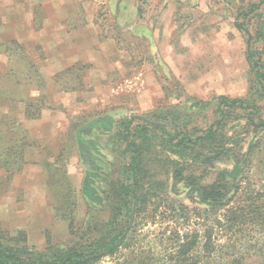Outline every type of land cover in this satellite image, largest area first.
<instances>
[{"label":"rangeland","instance_id":"1","mask_svg":"<svg viewBox=\"0 0 264 264\" xmlns=\"http://www.w3.org/2000/svg\"><path fill=\"white\" fill-rule=\"evenodd\" d=\"M3 2L22 11L33 0ZM87 3L88 10L95 9L89 23H85L80 3L70 6L71 15L64 21V28L69 26L71 52L77 53V44L86 35L82 59L57 77L42 79L33 64L35 55L42 61L38 65L41 71L49 74L55 69L48 52L52 29L43 27L48 24L44 9L36 12L38 29L44 30L28 33L34 49L0 39V93L16 92L23 99L10 100L0 94V114H5V101L20 104L13 110L15 114L27 103L36 109L40 102L41 111L51 116L39 112L28 121L10 118L20 124V133H36L42 128L49 137L42 141L28 138V147L40 151L37 163L33 159L25 163L15 156L8 158V166L2 152L16 145L18 130L9 131L8 117L0 116V124L4 120L0 227L11 234L24 232L28 245L37 251H43L46 242L68 245L70 220L76 230L109 220L110 203L117 202L111 197L114 184L131 182L124 173L130 159L136 158L144 171L138 196H145L146 202L134 214L128 247L98 264H122L123 258L133 256L145 258L147 264H167V254L178 246L172 241L173 234L195 232L205 237L206 232L210 234L215 244L213 264L243 255L240 264H264V229L256 223H238L227 231L214 227L216 216L229 215L226 211L231 206L243 208L252 200L249 195L261 193L257 204H264V127L253 128L248 121L249 116L255 122L264 120V94L247 61V37L235 27L245 26L253 37L252 50L263 53L264 58V0ZM252 6L257 9L251 10ZM97 70L105 72L106 79L96 82ZM220 97L239 99L249 108L223 107L219 127L215 123L221 120ZM253 108L258 111L253 113ZM49 111L57 112L52 115ZM210 126L217 133L214 141L224 144L223 151L219 146L213 149L211 141L187 147L180 143L184 136L201 135ZM223 170L240 180L238 192L216 215L199 217L203 208L183 178L188 177L192 186L204 185ZM40 189L47 207L34 197ZM64 215L69 219H63Z\"/></svg>","mask_w":264,"mask_h":264},{"label":"trees","instance_id":"2","mask_svg":"<svg viewBox=\"0 0 264 264\" xmlns=\"http://www.w3.org/2000/svg\"><path fill=\"white\" fill-rule=\"evenodd\" d=\"M253 9H257V7L252 6L251 10ZM235 27L243 31L247 37V61L250 69L254 72L255 81L260 88V92L264 94L263 53L261 54L257 50H252L251 41L253 37L248 30H246L245 26H242V24H235ZM256 33L255 35L257 36L260 34L258 32ZM11 43L18 46L15 42ZM15 84L20 85V82H16ZM5 97L10 100L17 98L19 99L18 101H23L22 97L16 92ZM32 107L31 103L25 104L24 115L26 119H36L39 112H41L42 106L40 102L36 109ZM223 107L228 109L241 108L243 111L249 108L245 102L239 99L220 97L218 111L221 120L215 123L219 127L224 117ZM257 111V108H253V113ZM248 119L249 124L253 128L262 129L264 127V120L255 122L252 116H249ZM5 120H9L11 123L9 131L18 130L15 142L16 145L13 144V146L5 148L2 152L3 163L8 166L10 165L8 158L19 156L23 159V151L29 145H27L28 137L26 133L23 131V133H20V124L10 118H6ZM3 121L4 120H2V124H0V141H2L1 128ZM129 126L130 122H127L124 126V132L126 133V136H124L125 139L128 138ZM216 137V130L213 129V126H210L201 135L193 138L191 136H184L183 139L180 140V143L187 147V144L195 146L203 143L206 145V143L211 141L213 147H215L213 149H217V146H219L218 150L223 151L224 144L222 142L218 143L217 140L214 141ZM58 157L60 158L61 156ZM141 164V160L137 161L136 158L130 159L124 174H126V180H131V182L122 181L114 184L111 197L117 199V202L110 203V216L107 222L87 223L86 226L76 230L70 220L68 229L71 241L68 245H54L50 242H46L45 249L43 251H37L28 245L27 237L24 232L19 231L15 234H11L9 231L0 227V264H98L104 258H114L117 256L122 248L128 247L129 235L132 233L135 225V222H133L134 214L140 212L146 202L145 196H138V190L141 188L140 185L144 174L143 169L139 168ZM183 180L185 181V186L189 187L190 191L196 195L197 204L203 208L200 210L201 212H199V217L205 213L215 214L225 209L238 192L240 182V180L237 182L234 176H228L227 171L224 170L218 172L215 180L209 184L192 186L194 184L188 177H184ZM192 187L196 188L191 189ZM87 194L89 195V193ZM249 197H251L252 200L249 203L245 202L248 204L243 206V208L241 206H237L236 208L231 206L229 210L226 211L229 215H222L221 218L216 216L214 218V227L227 231L237 227L242 222L243 225L246 226L253 221V223H256L255 225L257 227L264 229V204L262 207L257 204L262 194L254 193V195H249ZM57 210L60 212V209ZM124 210L126 212L125 216L120 218ZM62 218L65 219L68 217L64 215ZM172 241L177 243L178 246L176 250L167 254V264H213L211 263V257L212 249L215 244L213 240L211 241V236L208 232H206V237L204 235H199L197 232L190 235L186 234L185 236H179L178 233H174ZM259 255H262V251ZM244 259L245 255H243V258H229L226 260V263L223 264H240ZM132 263L147 264L145 258L142 260L137 256H133V259H129L128 257L123 258L122 264Z\"/></svg>","mask_w":264,"mask_h":264},{"label":"crops","instance_id":"3","mask_svg":"<svg viewBox=\"0 0 264 264\" xmlns=\"http://www.w3.org/2000/svg\"><path fill=\"white\" fill-rule=\"evenodd\" d=\"M15 1H13L14 3ZM10 3V2H9ZM74 3H80L82 7H84L85 12V23H89V19L94 17L95 9L94 7H91V10H88L89 4L87 3V0H33L32 3L24 4V9L20 11L18 7L15 5L13 6V9H11V4H7L6 2H3V0H0V39L2 41H15L16 43L20 44L25 49L31 48L34 49L35 46L31 43L29 38V31L35 32L39 31L42 32L44 28L38 29V25L36 24L37 18H36V12L37 10H43L46 11L45 17H47V25H44L43 27H47L49 29H52L50 32V43L48 45L49 47V57L51 58V61H53V64L55 66V69L51 68V72L49 74L44 73L41 71L38 67V65L41 64L42 61H40V58H36L34 55V65L35 69L38 73V75L42 79H51L55 76L57 77V74L61 72H65L68 69H70L74 64L79 62L82 59L81 56V50L86 48V35L84 36L85 41L79 42L77 44L78 48L77 53L71 52L69 48V40L70 35L68 33V27L65 29L66 25H64V21L69 19V15H71L70 6ZM88 4V5H87ZM9 5V6H7ZM47 9V10H46ZM68 24V23H66ZM92 26V25H89ZM92 39V38H91ZM32 45V47H30ZM34 52V50H33ZM70 52V53H69ZM35 54V53H34ZM44 61V60H43ZM95 75H97L96 82H101L102 80L106 79V73L101 72L97 70L94 72ZM97 86H100L97 85ZM102 89V88H101ZM64 94V93H63ZM6 103V111L5 114H0V116H5L8 118L15 117L17 119L25 118L24 110L25 105L20 106V113L15 114L14 109H17L16 107L20 104H13L12 102ZM14 110V111H13ZM42 116H46V118H50L51 116H48V114H45L47 111H41ZM52 115L55 114L57 111H49ZM60 114V111H59ZM64 118H60L61 121H63ZM27 120V119H26ZM32 120V119H31ZM28 121V120H27ZM23 125V124H22ZM100 126H103L100 125ZM99 126V127H100ZM106 128V127H105ZM42 129V128H41ZM39 130L36 133H28L26 134L29 140L31 141H42L44 138L49 137L48 135L44 134L42 130ZM30 134V135H29ZM40 151L37 148L26 147L23 151V160L25 163L28 162L29 159H33L32 161L36 162L38 161V158ZM40 159V158H39ZM44 189L47 192L46 185L44 186ZM48 193V192H47ZM35 199L39 200L41 203L45 202L47 207V198L44 196L43 190L40 189L35 193ZM27 214V213H26Z\"/></svg>","mask_w":264,"mask_h":264}]
</instances>
